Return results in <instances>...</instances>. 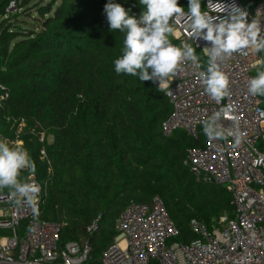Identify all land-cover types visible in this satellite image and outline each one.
I'll return each mask as SVG.
<instances>
[{"label":"trees","instance_id":"trees-1","mask_svg":"<svg viewBox=\"0 0 264 264\" xmlns=\"http://www.w3.org/2000/svg\"><path fill=\"white\" fill-rule=\"evenodd\" d=\"M262 1L241 0L248 10ZM108 2L0 0V140L27 149L34 174L48 182L40 218L62 223L60 247L89 244L88 264L100 262L117 235L118 216L133 202L161 197L179 229L173 240L183 243L197 238L192 219L212 228L235 215L226 186L198 181L184 164L187 149L202 145V137L163 134L172 109L164 91L115 72L124 33L109 30ZM112 2L130 14L143 11L139 0ZM188 2H178L185 12ZM202 62L206 68L207 59ZM258 70L264 53L254 76ZM259 148L264 152V139ZM28 174L22 170V183ZM99 216V230L89 233Z\"/></svg>","mask_w":264,"mask_h":264},{"label":"built area","instance_id":"built-area-1","mask_svg":"<svg viewBox=\"0 0 264 264\" xmlns=\"http://www.w3.org/2000/svg\"><path fill=\"white\" fill-rule=\"evenodd\" d=\"M232 2L207 0L204 11L216 16L219 13L212 10L213 6ZM234 2L248 11L249 22L256 18L264 26V0L253 10L241 0ZM13 8L14 2L7 11ZM170 23L175 29L169 37L171 43L192 44L201 67L186 62L162 90L172 107L162 123V132L168 136L182 130L195 140L202 137V145L187 149L184 164L198 181L226 186L235 215L220 218L212 228L192 219L190 228L197 238L186 243L170 242L179 235V229L162 198L155 196L150 203L133 202L118 216L117 235L98 264H264V152L259 148L264 139V99L248 92V81L262 63L264 52L249 48L221 63V70L229 78V95L217 103L205 93L199 77V72L206 70L203 48L210 43L203 39L193 43L185 18ZM221 108L228 109L219 121L225 138H210L204 134L203 122ZM41 154L45 156V150ZM25 183L40 189L31 203L13 193L0 195V264H88L89 244L81 247L70 241L60 247L62 223L40 218L48 182L30 173ZM100 218L87 227L89 233L99 230Z\"/></svg>","mask_w":264,"mask_h":264},{"label":"clouds","instance_id":"clouds-1","mask_svg":"<svg viewBox=\"0 0 264 264\" xmlns=\"http://www.w3.org/2000/svg\"><path fill=\"white\" fill-rule=\"evenodd\" d=\"M139 5L143 8L139 16L130 14L131 9L112 0L104 6L109 30L124 33L122 55L114 61L115 72L138 77L141 82H158V90L166 89L169 79L177 76L186 62L201 67L192 44L171 43L169 37L175 29L170 22L176 18L186 19L187 34L193 43L198 39L210 43L203 48L207 67L199 72V77L205 93L217 103L229 95V78L221 70V63L233 53L249 48L264 52V26L256 18L249 22L248 11L234 0L231 4L213 6L212 10L219 13L216 16L202 10V0H189L187 13L178 0H139ZM248 92L264 96V70H258L256 76L249 79ZM226 111L227 108H221L203 122L206 136L225 138V129L219 121ZM25 169L35 172V163L27 149L0 140V190L9 188L14 196L31 203L40 189L35 184L20 181Z\"/></svg>","mask_w":264,"mask_h":264},{"label":"rangeland","instance_id":"rangeland-1","mask_svg":"<svg viewBox=\"0 0 264 264\" xmlns=\"http://www.w3.org/2000/svg\"><path fill=\"white\" fill-rule=\"evenodd\" d=\"M48 1H50V0H46V2H48ZM34 12H35V10L25 13L23 18H27L29 15L33 14ZM15 23H17V22L15 21ZM48 141L51 142L52 137H48ZM20 144H21V142L18 143V145H20ZM174 241L175 240L172 239L170 242H174Z\"/></svg>","mask_w":264,"mask_h":264},{"label":"water","instance_id":"water-1","mask_svg":"<svg viewBox=\"0 0 264 264\" xmlns=\"http://www.w3.org/2000/svg\"><path fill=\"white\" fill-rule=\"evenodd\" d=\"M263 249H264V244H263Z\"/></svg>","mask_w":264,"mask_h":264}]
</instances>
